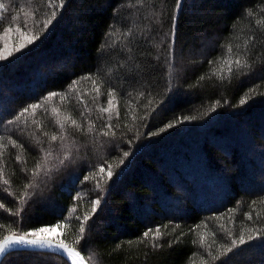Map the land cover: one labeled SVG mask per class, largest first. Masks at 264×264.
I'll return each instance as SVG.
<instances>
[{
  "label": "trees",
  "instance_id": "1",
  "mask_svg": "<svg viewBox=\"0 0 264 264\" xmlns=\"http://www.w3.org/2000/svg\"><path fill=\"white\" fill-rule=\"evenodd\" d=\"M0 3V240L59 225L89 264H264V0H63L47 28L50 0Z\"/></svg>",
  "mask_w": 264,
  "mask_h": 264
},
{
  "label": "snow or ice",
  "instance_id": "2",
  "mask_svg": "<svg viewBox=\"0 0 264 264\" xmlns=\"http://www.w3.org/2000/svg\"><path fill=\"white\" fill-rule=\"evenodd\" d=\"M49 6L50 7H54L56 10H53L51 12V18H48L45 21L44 28H47L48 25H50L52 23V20L57 15V11L60 8L63 7V0H60V3L58 5L55 3V0H50ZM180 6H181L180 0H177V4H176L177 9H179ZM0 9H5V5L3 3H0ZM248 14L250 15L251 13H248ZM13 19H15V17H13ZM259 23L264 24V20L259 21ZM24 26L27 27V21L26 20L24 21ZM16 30L17 31H21V28L18 27ZM37 38H38L37 36H31V37L28 38L27 43L31 44ZM23 47H24L23 44L20 45V47L17 48L16 51H20V49L23 48ZM228 53L229 54L232 53V49H231L230 46L228 47ZM8 55H12V53L8 52ZM6 58L7 57L5 55L0 53V60L6 59ZM235 64H236L237 68L244 67V64L241 62V60L239 58L236 59ZM229 71L230 72L232 71L231 62H229ZM85 79H90V77H85ZM93 84L95 86L96 82L93 81ZM95 90L97 92H99V87L97 86L95 88ZM57 95H59V94L50 93L49 96L45 98V100H49L52 97H55ZM108 95L110 97L108 103H109V105H111L112 99H114V95H113V93L111 91L108 93ZM60 99L61 100L65 99V96H60ZM245 102H246V99H241V101H240L241 104H244ZM41 106H42L41 104H33V105H30V106L24 108L21 111V113L16 117V121H20L22 117H25V114L28 113L30 109L32 110V114L34 115L35 114V110L37 108L41 107ZM52 111L53 112H57L58 110L53 108ZM100 111L101 112H108L109 108H101ZM65 119H70V117H66ZM71 124L78 127V125H77L75 120H72ZM60 126L63 127V124H61ZM172 126H173L172 124L168 125V127H172ZM108 127L111 128V125H108ZM108 134H109L108 132L104 133V135H108ZM51 139L54 141V140L57 139V137L55 135H53L51 137ZM11 143L13 144V146H15V141H11ZM123 155H124V157H127L129 155V153L128 152H124ZM120 163L122 164L123 160H121ZM104 172H105V168L101 167L99 169V173H104ZM112 175H113L112 168H111V166H109L108 169H107V176H108L109 179H111ZM3 182H4V184H8L7 180H4ZM99 204H100V200L99 199H97V200L92 202V211H93V213L96 211V207ZM0 207H2V205H0ZM88 219H89V217L86 215L84 217V220L87 221ZM51 230L52 229H48V228H40V229L35 230L34 232L25 233L24 235H20V236H15V235H13V236H5L3 238V240H0V254H3L10 246L16 245V244L39 245V246H42V247L58 249L59 250L58 254L64 255L66 257V259L71 261V264H86L85 257L83 255H81V252L77 251L76 248H74V247H69L66 243H64L63 240L54 241L51 238H42L41 234H43L45 232H48V231H51ZM79 231H80L81 234L84 233L85 228H84L83 224H81ZM150 233L152 234V237H153L154 240L157 239L160 236L159 229H156L155 231H153L152 229H149L148 231H146L143 234V236L145 238H147ZM259 234L264 236V231H261ZM28 236H32L34 238L33 239H28L27 238ZM81 239H83V236L82 235L78 236L77 239H76V243L79 244ZM248 239L251 240V239H254V237L250 235L248 237ZM244 243H246L245 238H244L243 235H241L239 237V244H244ZM236 246H237V241L233 240L232 241V247L226 248L225 249V254L227 252H231L232 249L234 247H236ZM213 258L215 259L216 257H213Z\"/></svg>",
  "mask_w": 264,
  "mask_h": 264
},
{
  "label": "water",
  "instance_id": "3",
  "mask_svg": "<svg viewBox=\"0 0 264 264\" xmlns=\"http://www.w3.org/2000/svg\"><path fill=\"white\" fill-rule=\"evenodd\" d=\"M13 235L20 236L18 234H9V235H6V236H13ZM27 238L28 239H33L34 237L28 236ZM42 238H45V237H42ZM1 240H3V238ZM53 240L56 241L57 239H53ZM64 243H66L69 247H74L73 245H70V244H68L65 241H64ZM19 249H23V250H37V251H51V252H54V253H58V251H59L56 248H47V247H42V246H39V245L16 244V245L10 246L3 254H0V264H1L3 258L5 257V255L7 253H9L10 251L19 250ZM76 250L79 251L77 248H76ZM81 255H83V254L81 253ZM85 260H86V258H85ZM86 264H89L87 260H86Z\"/></svg>",
  "mask_w": 264,
  "mask_h": 264
},
{
  "label": "rangeland",
  "instance_id": "4",
  "mask_svg": "<svg viewBox=\"0 0 264 264\" xmlns=\"http://www.w3.org/2000/svg\"><path fill=\"white\" fill-rule=\"evenodd\" d=\"M41 228L52 229L51 231H48V232H45V233L41 234L42 237L51 238V239H57V240L60 239V232H61V230H60V226L59 225L44 226V227H41Z\"/></svg>",
  "mask_w": 264,
  "mask_h": 264
}]
</instances>
